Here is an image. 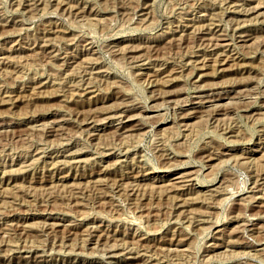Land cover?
Wrapping results in <instances>:
<instances>
[{"label":"rangeland","instance_id":"1","mask_svg":"<svg viewBox=\"0 0 264 264\" xmlns=\"http://www.w3.org/2000/svg\"><path fill=\"white\" fill-rule=\"evenodd\" d=\"M0 264H264V0H0Z\"/></svg>","mask_w":264,"mask_h":264},{"label":"bare ground","instance_id":"2","mask_svg":"<svg viewBox=\"0 0 264 264\" xmlns=\"http://www.w3.org/2000/svg\"><path fill=\"white\" fill-rule=\"evenodd\" d=\"M262 7V6H261ZM220 41L221 40H215V41H210L209 42V46H211L212 48H214V49H219L218 47H221V46H223V44H220ZM201 42V41H200ZM209 48V47H208ZM220 60V59H219ZM219 63V62H218ZM205 66V65H204ZM252 92V91H251ZM252 97V96H251ZM191 99V98H190ZM209 99V98H208ZM238 99V98H237ZM190 104V103H189ZM211 105V104H210ZM126 109V108H125ZM132 110V109H131ZM125 111H127V110H125ZM129 111V110H128ZM118 115V114H117ZM82 116V115H81ZM119 117H121L122 115H121V112H120V115H118ZM127 116V115H126ZM122 119V118H121ZM121 119L119 120V125L116 127V130H118V129H125L124 127H125V125L123 124L124 122H121ZM130 119H133V118H128V120H130ZM11 128V127H10ZM34 128V127H33ZM77 155L78 154H76L75 156H73V158L75 159V158H78L77 157ZM119 182V181H118ZM118 184V183H117ZM119 187V186H118ZM131 187V186H130ZM130 191H132V190H130ZM179 201V200H178ZM179 202H181V201H179ZM179 207H182V205L181 204H179V205H177V206H175V208H179ZM174 208V209H175ZM181 209V208H180ZM187 215V214H186ZM253 225V224H252ZM170 248V247H169ZM144 250V249H143ZM150 251V250H149ZM142 252V251H141ZM136 254V253H135ZM134 256H136V255H134ZM133 256V257H134ZM138 256V255H137ZM132 257V258H133ZM140 257V256H139ZM134 259H136L135 257H134ZM105 261V260H104ZM113 262V261H112ZM160 262V261H159Z\"/></svg>","mask_w":264,"mask_h":264}]
</instances>
